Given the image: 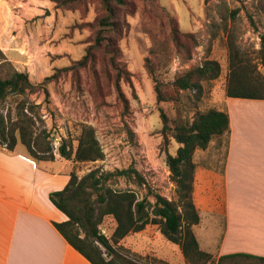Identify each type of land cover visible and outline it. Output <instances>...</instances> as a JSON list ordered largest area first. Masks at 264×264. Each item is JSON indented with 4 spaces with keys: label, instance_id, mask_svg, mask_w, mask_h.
<instances>
[{
    "label": "rangeland",
    "instance_id": "obj_1",
    "mask_svg": "<svg viewBox=\"0 0 264 264\" xmlns=\"http://www.w3.org/2000/svg\"><path fill=\"white\" fill-rule=\"evenodd\" d=\"M102 14V0H0V49L7 59L0 63V79L18 71L28 74L30 81L40 86L34 95H10L0 101V117L7 121L10 113L15 119L18 105L26 102V112L36 124L34 150L54 155L53 168L66 170L69 178L72 173L83 178L96 169L113 172L134 166L151 189L173 200L176 187L166 154L175 155L179 145L171 138L165 144L163 139L154 82L146 70L151 50H171L169 67L161 73L165 82L205 60L219 62L221 76L204 83L201 100L197 101L192 92H183L182 103L190 118L199 111H226L232 47L264 78L258 55L259 36L264 33V0H127L120 15L125 23L117 45V60L131 77V84L121 82L130 102L128 115L117 96L106 44L95 45L97 22ZM171 20L177 22L182 33L193 34L197 39L198 45L191 48V60L176 53L170 41ZM87 55L85 67H78ZM75 72L80 76L79 83ZM161 107L170 118L176 117L174 104L164 103ZM83 124L95 129L105 154L103 161L80 163L60 156L63 140L76 151ZM5 126L0 124V130ZM226 141V136L215 138L207 150L196 151L194 162L220 163ZM14 151L31 156L20 140ZM113 187L133 190L140 198L146 194L145 189L124 179ZM115 226L114 220L107 218L102 234L110 239ZM194 232L202 250L211 252L212 259L207 264H218L215 243L220 239V225L210 233L204 227ZM114 257L122 264H187L180 248L166 241L154 225H149L144 234L127 236L116 247Z\"/></svg>",
    "mask_w": 264,
    "mask_h": 264
},
{
    "label": "trees",
    "instance_id": "obj_2",
    "mask_svg": "<svg viewBox=\"0 0 264 264\" xmlns=\"http://www.w3.org/2000/svg\"><path fill=\"white\" fill-rule=\"evenodd\" d=\"M126 5L127 0H102L103 14L97 22L99 31L95 36V45L100 47L106 44V53L111 55L109 65L115 72L117 96L123 105L124 114L128 115L130 102L122 90L121 82L131 84V77L117 60V45L122 39L125 23L120 15ZM169 28L170 41L176 53L183 55L187 61L191 60V48L198 45L196 37L182 33L175 20L170 21ZM259 37L261 48L258 55L260 65L264 66V33H260ZM87 53L90 55L91 48ZM170 54L169 48H153L152 58L147 59L146 70L154 82L164 142L168 143L171 138L179 145L175 155L166 154L171 181L176 187V198L169 200L151 189L144 175L134 166L113 172L96 169L83 178L72 173L68 185L62 191L50 195L53 205L68 218L63 223H54V226L91 264H122L114 257L116 247L127 236L141 233L149 225L158 226L164 239L180 248L187 264H207L212 259L209 253L201 249L194 232V227L201 221L193 199L196 171L194 155L198 150H207L215 138L228 136L230 120L226 111L215 109L199 111L190 118L182 103V93L192 92L197 101H200L204 94V83L220 78L221 65L215 60H205L202 65L181 72L173 81L165 82L161 79V73L169 67ZM88 55L78 62V67H85ZM3 61L6 62L7 59L0 49V63ZM230 71L226 88L229 98L264 100V78L249 67L247 59L242 58L234 47L231 48ZM74 78L76 82H80L78 72L74 73ZM39 89L40 86L33 84L28 74L14 71L9 78L0 79V101L10 95H34ZM164 103L174 104L177 111L175 118H170L161 107ZM26 106V102L18 105L15 119L10 113L7 121L0 117V124H7V127L0 130V148L13 152L20 140L35 160L54 161V155L46 156L34 150L36 124L34 117L27 114ZM59 154L68 161L80 163L103 161L105 158L95 129L85 124L81 125L76 151L63 140ZM120 179L145 189L146 194L140 198L133 190L115 189L113 186ZM107 218H112L116 225L110 239L101 232ZM218 264H264V258L235 254L221 257Z\"/></svg>",
    "mask_w": 264,
    "mask_h": 264
},
{
    "label": "crops",
    "instance_id": "obj_3",
    "mask_svg": "<svg viewBox=\"0 0 264 264\" xmlns=\"http://www.w3.org/2000/svg\"><path fill=\"white\" fill-rule=\"evenodd\" d=\"M226 112L230 133L222 161L195 162L193 199L201 221L194 229L210 233L220 225L219 259L264 258V100L228 97ZM54 164L0 151V264H91L54 226L68 218L50 195L70 180Z\"/></svg>",
    "mask_w": 264,
    "mask_h": 264
}]
</instances>
